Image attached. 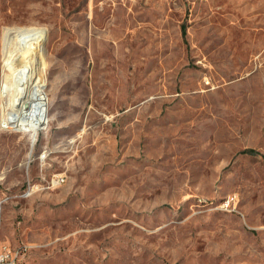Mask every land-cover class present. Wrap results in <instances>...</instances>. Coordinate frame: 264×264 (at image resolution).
Wrapping results in <instances>:
<instances>
[{
	"label": "rangeland",
	"instance_id": "374dc122",
	"mask_svg": "<svg viewBox=\"0 0 264 264\" xmlns=\"http://www.w3.org/2000/svg\"><path fill=\"white\" fill-rule=\"evenodd\" d=\"M7 28L42 42L34 143L2 126ZM5 242L29 264H264V0H0Z\"/></svg>",
	"mask_w": 264,
	"mask_h": 264
},
{
	"label": "bare ground",
	"instance_id": "6f19581e",
	"mask_svg": "<svg viewBox=\"0 0 264 264\" xmlns=\"http://www.w3.org/2000/svg\"><path fill=\"white\" fill-rule=\"evenodd\" d=\"M6 33L7 35L13 34V37L17 38V42L19 39L16 55H22L25 59V64L22 67H16L15 63L12 64L14 68L13 76H15L16 83L14 86L15 92H12L15 94L14 104L3 112L2 126L31 131V141L34 143L38 129L44 127L48 122L47 97L43 89L44 83L40 74L42 42L37 38L34 30L29 28H7ZM13 60L11 59L9 62Z\"/></svg>",
	"mask_w": 264,
	"mask_h": 264
},
{
	"label": "built area",
	"instance_id": "2783aa9c",
	"mask_svg": "<svg viewBox=\"0 0 264 264\" xmlns=\"http://www.w3.org/2000/svg\"><path fill=\"white\" fill-rule=\"evenodd\" d=\"M65 181L62 175H54L50 178L49 185H59ZM32 187L29 186L25 194L30 191ZM30 252V245L26 243L18 244V247H11L8 242L0 246V264H29L28 255Z\"/></svg>",
	"mask_w": 264,
	"mask_h": 264
},
{
	"label": "trees",
	"instance_id": "16d2710c",
	"mask_svg": "<svg viewBox=\"0 0 264 264\" xmlns=\"http://www.w3.org/2000/svg\"><path fill=\"white\" fill-rule=\"evenodd\" d=\"M183 34H184V35L186 34V30H184Z\"/></svg>",
	"mask_w": 264,
	"mask_h": 264
}]
</instances>
